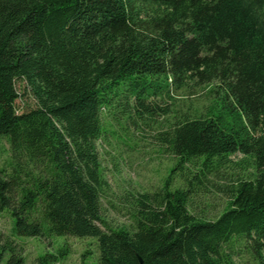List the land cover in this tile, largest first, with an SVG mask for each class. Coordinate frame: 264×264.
<instances>
[{
	"label": "trees",
	"instance_id": "16d2710c",
	"mask_svg": "<svg viewBox=\"0 0 264 264\" xmlns=\"http://www.w3.org/2000/svg\"><path fill=\"white\" fill-rule=\"evenodd\" d=\"M17 81L34 108L18 112ZM190 82L209 84L216 104L160 134L177 164L134 197L128 225L110 226L102 111ZM0 137L11 153L0 212L17 235L94 237L98 264H264V0H0ZM237 153L253 175L216 184L228 200L215 219L192 214L189 189L171 185L175 168L203 157L204 174ZM24 262L21 246L0 240V264Z\"/></svg>",
	"mask_w": 264,
	"mask_h": 264
},
{
	"label": "rangeland",
	"instance_id": "374dc122",
	"mask_svg": "<svg viewBox=\"0 0 264 264\" xmlns=\"http://www.w3.org/2000/svg\"><path fill=\"white\" fill-rule=\"evenodd\" d=\"M168 82L171 81L168 79ZM141 86L143 84L134 90ZM129 87L128 83L118 86V99ZM16 88L20 93L16 100L18 112L34 108L36 101L24 82L17 81ZM217 99L216 94L210 91L209 84L190 82L185 87L175 88L171 85L169 95L165 91L147 95L143 106L129 94L127 99L118 100L102 111L103 132L96 141V149L103 177L108 183L101 205L110 226L128 225L134 197L138 193L158 190L177 164L176 157L161 143L160 134L184 113H205L212 109ZM10 155L6 137H0V169L8 167ZM229 158L218 162L214 159L204 169V174L198 173L203 157L193 158L175 168L171 185L189 189L188 209L192 214L215 219L225 209L228 200L216 184L228 183L230 177L253 175L254 168L249 157L237 153ZM195 174L202 179L196 180ZM13 227L14 218L10 210L4 208L0 212V240L8 236L21 246L24 264H39L38 258L46 253L56 256L57 261L52 264H98L99 251L94 237L22 236L14 233Z\"/></svg>",
	"mask_w": 264,
	"mask_h": 264
},
{
	"label": "water",
	"instance_id": "95a60500",
	"mask_svg": "<svg viewBox=\"0 0 264 264\" xmlns=\"http://www.w3.org/2000/svg\"><path fill=\"white\" fill-rule=\"evenodd\" d=\"M139 258V261L141 262V259H140V257H138Z\"/></svg>",
	"mask_w": 264,
	"mask_h": 264
}]
</instances>
